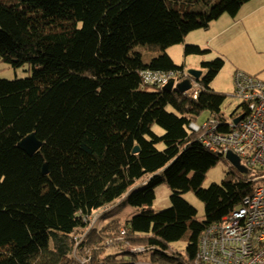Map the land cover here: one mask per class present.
Returning a JSON list of instances; mask_svg holds the SVG:
<instances>
[{
    "label": "trees",
    "instance_id": "16d2710c",
    "mask_svg": "<svg viewBox=\"0 0 264 264\" xmlns=\"http://www.w3.org/2000/svg\"><path fill=\"white\" fill-rule=\"evenodd\" d=\"M201 1L208 10L176 7ZM249 1L0 0V59L33 70L28 78L0 80V264H76L83 217L117 202L142 211L91 229L80 252L91 253L89 264H137V256L107 252L127 243L149 248L152 264H195L206 228L254 189L246 167L204 189L207 173L226 158L189 130L204 111L227 122V95L210 86L225 62L201 64L206 74L196 99L193 88L146 84L142 73L183 74L166 50L224 14L236 17ZM137 45L159 55L145 63ZM209 52L185 48V56ZM32 133L43 146L29 156L18 143ZM163 183L171 206L155 213ZM189 192L203 203V220L185 200ZM122 226L129 232L121 240ZM181 241L184 248L175 245Z\"/></svg>",
    "mask_w": 264,
    "mask_h": 264
},
{
    "label": "built area",
    "instance_id": "2783aa9c",
    "mask_svg": "<svg viewBox=\"0 0 264 264\" xmlns=\"http://www.w3.org/2000/svg\"><path fill=\"white\" fill-rule=\"evenodd\" d=\"M142 75L146 84L158 86L177 77L174 72L151 70ZM193 97L197 98L196 92ZM233 97L244 105L246 117L243 121L227 125L210 118L201 127L190 124V129L199 134V142L207 150L220 155L232 152L243 160L250 170L254 189L230 216L206 228L195 264H264V81L237 71ZM100 216L95 213L84 217V221L92 227ZM127 232L128 229H121L123 235ZM82 239L76 237V246ZM130 250L134 253L146 251L142 247ZM90 259V255L79 259V264H88Z\"/></svg>",
    "mask_w": 264,
    "mask_h": 264
},
{
    "label": "rangeland",
    "instance_id": "374dc122",
    "mask_svg": "<svg viewBox=\"0 0 264 264\" xmlns=\"http://www.w3.org/2000/svg\"><path fill=\"white\" fill-rule=\"evenodd\" d=\"M255 3L256 0H250V2L246 3L244 5L243 13L249 9H254ZM176 7L178 10L182 9L183 11L189 12H200L206 8L208 10V7L203 1L188 5L178 4ZM241 17V15L232 17L229 14H224L218 20H215L216 22H211L208 29L193 31L185 37L183 43L166 50V53L170 55L179 67H183L186 73H188L189 70H198L203 72V77L206 74V71H204L201 66L203 62L211 61L218 57H221L224 60L225 64L223 69L210 86L216 92L227 95L223 111L229 121L233 119L234 115L240 114L243 111L241 101L231 97L234 92L235 73L238 70H241L264 79V21L258 19L257 22L249 24L250 37L246 36L245 40L239 35L240 30L245 31L244 27L241 26L243 22L241 21ZM243 24L245 25V23ZM210 28L211 36L215 37L211 43L212 49L204 45V42L207 40L210 33ZM187 45H197L210 52L204 55L185 56V48ZM134 51L142 55L145 63H149L153 58L159 55L158 52H151L148 50L147 46L143 45L135 46ZM32 74V66L29 63L14 69L0 59V80L24 79L30 77ZM169 110L173 111V108L170 106ZM210 118V112L204 111L192 122V124L201 127ZM153 130L159 135L164 134V130L158 125H154ZM245 167L246 165L243 160L232 162L226 159V161L220 162L207 173L203 188L208 189L213 184L221 185L223 181L227 179L230 172L236 169L241 170ZM171 194V189L167 183L158 186L156 188V198L153 202L152 210L155 213H159L169 208L171 206ZM184 198L197 209L199 220H203V203L192 192L184 194ZM141 211V208L132 207L126 202H117L113 205V208L105 214V217L102 218L101 221L108 224L115 219H120L121 222H125L133 216L140 214ZM181 242L183 243H176L175 245L184 248L185 242ZM80 252V248L75 245L72 257H82L83 255ZM150 257V253L138 255L137 264H152ZM125 258H129V255H126Z\"/></svg>",
    "mask_w": 264,
    "mask_h": 264
},
{
    "label": "clouds",
    "instance_id": "9594fccd",
    "mask_svg": "<svg viewBox=\"0 0 264 264\" xmlns=\"http://www.w3.org/2000/svg\"><path fill=\"white\" fill-rule=\"evenodd\" d=\"M152 71V70H151ZM238 71H241V70H238ZM159 72H162V71H159ZM171 72H174L176 75H177V77L176 78H173V79H171L170 81H169V83L168 84H166V85H163V86H160V87H166V86H169V84L171 83V82H173L174 83V86H173V88H178V85H180L182 82H184V81H186V80H189L190 81V83H191V88H193L194 89V93L196 92L197 93V95H198V93H199V91H200V89H201V86H200V84L197 82L198 80H196L195 78H193V77H191L188 73H186L184 70L182 71L183 72V74H181V73H179V72H175V71H171ZM243 72V71H242ZM165 73H169V72H165ZM244 73H246V72H244ZM236 74V73H235ZM246 74H248V73H246ZM248 75H250V76H252V77H254V78H257V79H260V80H263L264 81V79H261V78H258V76H256V75H251V74H248ZM188 76H190L191 78H193V81H191L190 79H187V77ZM202 76H203V72H202ZM202 76H201V78H202ZM182 77H184L185 79L183 80V81H181V78ZM200 78V79H201ZM196 85H198V86H196ZM156 86H158V85H156ZM234 90H235V77H234ZM194 93H193V95H194ZM233 94H234V92H233ZM233 94L231 95V97L232 98H234L233 97ZM194 98V97H193ZM196 99V98H195ZM237 99V98H236ZM241 107H242V113H240V114H236V115H234L233 116V119L231 120V121H229V120H227V122H225L227 125L229 124V123H231V122H234L239 116H241L242 114H244L245 115V117H246V113H245V111H244V105L241 103ZM245 117L241 120V121H243L244 119H245ZM211 119H212V117H211ZM215 119V118H214ZM217 120V119H216ZM218 121V120H217ZM240 121V122H241ZM220 122V121H219ZM239 122V123H240ZM222 123V122H221ZM224 123V122H223ZM192 124V123H191ZM235 124V123H234ZM238 124V123H237ZM227 125L225 126V127H227ZM189 130L190 131H192L191 129H190V125H189ZM193 132V131H192ZM228 154V153H227ZM225 156V155H224ZM240 160V159H239ZM247 168V167H246ZM111 208H113V205L112 206H106V207H104L103 209H100V210H98V211H96V212H93L92 214H95V213H100L101 214V216H100V218H99V220H98V222L94 225V226H92V227H90L89 225H88V223L87 222H85L84 221V217H83V221H84V223H86V225H87V228H86V230H83V232L82 233H79V234H77V235H75V237H74V241H75V245H76V237H83V239H82V242H81V244L79 245V246H76V247H78V248H80V250H81V245H82V243L85 241V239H86V237H87V235H88V232L91 230V229H93L94 227H98L99 226V224L101 223V219L102 218H104L105 217V214L108 212V211H110L111 210ZM92 214H90V215H92ZM90 215H88V216H90ZM86 217V216H85ZM99 228H101V227H99ZM123 228H126V229H128L127 227H124V226H122L121 228H120V233H121V229H123ZM128 232H129V229H128ZM128 232L125 234V235H123L122 233H121V240L123 239V236H126L127 234H128ZM140 247H142V248H145L146 249V251H144V252H142V253H134V252H132L130 249H132V248H140ZM150 251V249L149 248H146V247H144V246H132V245H129L128 243L126 244V246H125V248L123 249V250H117V249H108V253H111V252H116V253H123V252H125V253H128V254H130L131 256H133V257H135V256H138V255H141V254H145V253H148ZM198 253V252H197ZM91 256V258H92V255H91V253H89V252H86V256H82V257H79V258H77V257H74V259H75V261H76V264H79V259H82V258H86V257H88V256ZM90 261H91V259H90ZM90 261H89V263H90ZM88 263V264H89Z\"/></svg>",
    "mask_w": 264,
    "mask_h": 264
},
{
    "label": "water",
    "instance_id": "95a60500",
    "mask_svg": "<svg viewBox=\"0 0 264 264\" xmlns=\"http://www.w3.org/2000/svg\"><path fill=\"white\" fill-rule=\"evenodd\" d=\"M188 74L195 78L196 80H200L201 76H202V71H198V70H189ZM174 86V83L171 82L169 84V86H166L165 88H169L172 89ZM178 89L182 92V93H186L191 89V83L189 80H186L184 82H182L180 85H178ZM245 117L244 114H242L241 116H239L234 123L237 124L239 123L243 118ZM43 146V142L40 141L38 139V137L36 136V134L32 133L29 134L28 136H26L24 139H22L19 143H18V147L24 151L25 153H27L29 156H33L35 153H37L41 147ZM139 151V147H135L134 152L137 153ZM226 159L232 161V162H237L239 161V158L233 154L232 152L228 153L225 155ZM43 174L47 175L48 174V169H47V165H44L43 167Z\"/></svg>",
    "mask_w": 264,
    "mask_h": 264
},
{
    "label": "crops",
    "instance_id": "0c3cea01",
    "mask_svg": "<svg viewBox=\"0 0 264 264\" xmlns=\"http://www.w3.org/2000/svg\"><path fill=\"white\" fill-rule=\"evenodd\" d=\"M243 10H244V6L242 7V9L240 10L238 15L242 16L241 21H243V22H242L241 26L244 27L245 31L240 30L239 35H241L246 40V36L250 37L249 24L257 22L258 19H261L264 21V0H256L254 9H249L245 13H243ZM243 23H245V25ZM209 30H210V33L208 35L207 40L204 42V45L211 48V43L215 37L211 36V28ZM218 35H220V34H218ZM106 224H107L106 222L101 221V223L99 224L98 227L102 228Z\"/></svg>",
    "mask_w": 264,
    "mask_h": 264
}]
</instances>
